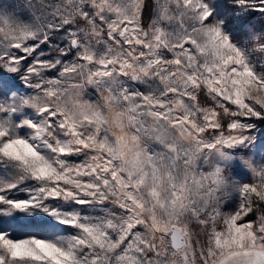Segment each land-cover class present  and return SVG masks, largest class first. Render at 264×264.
Wrapping results in <instances>:
<instances>
[{
    "label": "snow or ice",
    "instance_id": "snow-or-ice-1",
    "mask_svg": "<svg viewBox=\"0 0 264 264\" xmlns=\"http://www.w3.org/2000/svg\"><path fill=\"white\" fill-rule=\"evenodd\" d=\"M145 7L0 6V264H264V34Z\"/></svg>",
    "mask_w": 264,
    "mask_h": 264
},
{
    "label": "rangeland",
    "instance_id": "rangeland-1",
    "mask_svg": "<svg viewBox=\"0 0 264 264\" xmlns=\"http://www.w3.org/2000/svg\"><path fill=\"white\" fill-rule=\"evenodd\" d=\"M19 2L20 0H0V6L15 5ZM152 2L154 3L153 7L150 5V0H145L146 7H151V11H149L148 15L146 17L143 15L145 26L151 22L154 15L153 9L155 8L156 0H152ZM214 2L225 6L224 11L227 12L228 19L230 20V28L235 34L241 36L242 40L245 38L243 36L244 33L252 34L255 32L256 34H264V16L260 15L258 12H251L246 15L236 16L230 10V0H214ZM23 15L25 18H28L30 13L24 12ZM57 42H60L59 39H57ZM45 50L46 56L51 54L47 47ZM257 123L258 127L264 128V123ZM228 203H230V201H228Z\"/></svg>",
    "mask_w": 264,
    "mask_h": 264
},
{
    "label": "trees",
    "instance_id": "trees-1",
    "mask_svg": "<svg viewBox=\"0 0 264 264\" xmlns=\"http://www.w3.org/2000/svg\"><path fill=\"white\" fill-rule=\"evenodd\" d=\"M150 5H154V3L152 2V0H150ZM149 11H151V7H145V11H144V17H146L149 13Z\"/></svg>",
    "mask_w": 264,
    "mask_h": 264
}]
</instances>
